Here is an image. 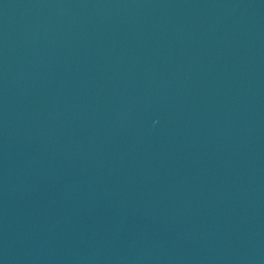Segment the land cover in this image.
Here are the masks:
<instances>
[{
    "label": "water",
    "instance_id": "1",
    "mask_svg": "<svg viewBox=\"0 0 264 264\" xmlns=\"http://www.w3.org/2000/svg\"><path fill=\"white\" fill-rule=\"evenodd\" d=\"M0 264H264V0H0Z\"/></svg>",
    "mask_w": 264,
    "mask_h": 264
}]
</instances>
